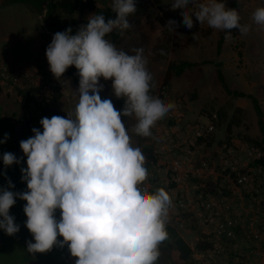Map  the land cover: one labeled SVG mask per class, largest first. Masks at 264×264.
Listing matches in <instances>:
<instances>
[{"label":"clouds","instance_id":"obj_1","mask_svg":"<svg viewBox=\"0 0 264 264\" xmlns=\"http://www.w3.org/2000/svg\"><path fill=\"white\" fill-rule=\"evenodd\" d=\"M191 2L171 3L172 10H183L182 22L189 29L194 13L201 25L224 31L225 39L231 38L232 29L241 34L250 30L238 11L222 0H205L195 12L186 10ZM111 9L115 18L91 15L75 35L70 27L53 34L46 48L49 69L61 80L75 66L80 77L78 102L67 118H41L43 131L33 127L34 135L19 142L27 157L21 180L28 191L8 190L14 187L10 179L8 187L0 189V229L9 236L20 230L10 208L16 198L27 202L24 224L35 242L26 241V250L33 256L67 245L77 258L75 264H156L160 245L169 238L172 198L163 187L152 192L145 185L146 158L133 146L131 134L151 136L157 121L175 104L151 94L154 77L143 47L130 54L106 39L115 30L123 34L132 27L128 17L137 11L136 0H112ZM253 21L264 26V7L254 11ZM174 25L177 21L170 19L166 26L173 31ZM101 77L111 79L113 94L125 99L122 109L117 110L111 99H101ZM122 117H135L131 134ZM8 137L5 133L0 143ZM2 159L6 167L21 161L12 152H4Z\"/></svg>","mask_w":264,"mask_h":264},{"label":"rangeland","instance_id":"obj_2","mask_svg":"<svg viewBox=\"0 0 264 264\" xmlns=\"http://www.w3.org/2000/svg\"><path fill=\"white\" fill-rule=\"evenodd\" d=\"M201 2L205 0H192L186 10L197 11ZM222 2L226 7H230L234 2L233 8L238 11L241 23L250 25V30L247 34H241L238 29H232L230 39L222 37L218 54L215 51L216 43L223 31L212 29L207 24L201 25L194 13H192L194 26L191 29L185 27L182 22L183 10H172V0H136L137 11L128 17L132 27L124 30L123 34L120 33L116 41H112L117 48L130 54L134 48H144L148 57L147 68L154 77V89L159 86V77L162 76L169 61H210L187 69L178 77H171L165 87L167 97L180 103L187 119L205 121L206 116L216 114L212 142L209 148L201 147L199 152L202 154L201 158L206 160L212 159L213 146L220 140L226 139L227 124L230 125L228 140L241 139L242 136L249 137L246 134L249 123H254L256 127L251 100L246 97L226 95L216 77V68L220 69L228 87L251 94L264 113V26L256 25L253 21L254 11L258 7H264V0H222ZM94 6L103 8L106 5L94 0ZM93 12L84 9L74 12L73 16L87 20ZM170 19L178 23V26H173V31H169L166 26ZM52 37L45 29L41 15L35 13L30 6L17 0H0V68L8 64L17 65L32 74L40 75L43 82H58L62 95L56 103L50 102L49 106L57 110L62 117L67 118V113H74L78 102L75 90L79 86L66 72L61 80H57L51 73L46 58V48L51 43ZM100 83L104 87L99 94L111 99L117 110L122 109L125 99L117 98L113 94L112 80L101 77ZM17 99L13 90L0 84V140H4L5 133L9 134L6 142L0 143V189L7 188L10 179L14 187L8 190L14 192L20 191L22 167L20 163L6 167L2 157L4 152L14 153V150L19 148L13 136L12 118L8 117L10 107L6 103L10 100L12 106L16 107L15 112H18L21 106L19 107ZM114 100H120L121 104H115ZM15 112L14 115L18 114ZM122 119L129 129L131 125L129 118L122 117ZM252 129L253 125L250 126V130ZM252 137L254 136L251 135L250 138ZM26 159L27 157L21 161L24 162ZM26 203L16 198V203L10 208V214L14 215L15 222L20 224L19 232L9 236L0 229V264H75L77 258L71 256L67 245L64 247L54 245L51 251L36 253L34 256L27 252L26 241H35L24 224L27 216L23 207ZM55 215L59 219V209L56 210ZM185 218L187 221L182 227L173 229L193 248L200 238H204L203 233L193 228L192 217L186 215ZM62 239L63 237L58 236V240ZM163 245L164 242L160 246ZM164 252H161L160 260L156 264H179L175 259L166 257Z\"/></svg>","mask_w":264,"mask_h":264},{"label":"built area","instance_id":"obj_3","mask_svg":"<svg viewBox=\"0 0 264 264\" xmlns=\"http://www.w3.org/2000/svg\"><path fill=\"white\" fill-rule=\"evenodd\" d=\"M111 5L112 0H98ZM0 84L15 92L19 111L13 136L20 141L40 128L42 115L34 102L47 103L48 89L38 75L17 65L0 68ZM153 96L175 104L157 121L140 147L149 170V191L163 187L172 198L167 226L182 227L185 216L201 231L207 246L193 250L195 264H264V159L259 146L242 139H222L211 150L212 159L195 161L201 147L209 148L216 114L205 121L187 119L178 101L167 97L164 86ZM21 98L26 102L21 104ZM21 109V110H20ZM50 118V117H48ZM131 128L135 117L129 118ZM146 149V150H145Z\"/></svg>","mask_w":264,"mask_h":264},{"label":"trees","instance_id":"obj_4","mask_svg":"<svg viewBox=\"0 0 264 264\" xmlns=\"http://www.w3.org/2000/svg\"><path fill=\"white\" fill-rule=\"evenodd\" d=\"M22 3L27 4L30 8L37 14L41 15L43 25L47 32H49L52 36L57 31H64L71 28L72 35H75L80 28L81 25H85L88 22L87 20H80L73 16L74 12H80L84 9L93 10V15L95 14H103L106 19L108 18H115V13L111 9V5H106L103 8H95L94 0H17ZM98 1V0H97ZM234 2L228 8L234 7ZM120 31L115 30L111 34L106 36V39L110 41H116L119 37ZM226 33L223 31L221 36L218 38L216 43V53L218 54L220 51V44L222 41V37L225 36ZM209 60H201V61H187V60H180L178 62L169 61L164 69L162 76L159 77V87L164 86L166 87L169 83L171 77H178L180 76L185 70L196 67L198 65L209 63ZM66 73L69 75L71 80L79 86V74L76 68L70 66ZM216 77L226 95L232 97H246L251 100L252 107L254 109V113L256 116V125L260 132V137L258 139L250 138L247 136H242L241 139L260 147L264 159V115L260 109V106L255 97H253L249 93H244L240 90L231 89L228 87L223 79L221 71L219 68H216ZM46 88L48 89V101L45 103H37L34 102L35 106L39 107L41 110L42 115H47L48 117H52L53 115L60 114L54 108L49 106L50 102L56 103L61 95V88L58 82H44ZM159 88L152 89L151 94H154L158 91ZM194 95V94H193ZM101 99H106L104 96L100 95ZM26 101L21 98L20 103L24 104ZM114 103L119 105L121 104L120 100H114ZM226 132V140L229 138L230 133V125L227 124L225 127ZM212 142V139L208 142ZM18 154L20 157L24 155L21 148H18ZM146 150V149H145ZM169 238L164 241V245L160 246V251H165V256L169 257V259H175L179 264H195L192 259V251L193 250H202L207 246V243L204 241L203 238H200L195 244L193 248L190 246L180 237V235L171 227L166 226ZM160 260V259H158Z\"/></svg>","mask_w":264,"mask_h":264},{"label":"crops","instance_id":"obj_5","mask_svg":"<svg viewBox=\"0 0 264 264\" xmlns=\"http://www.w3.org/2000/svg\"><path fill=\"white\" fill-rule=\"evenodd\" d=\"M39 77H40V75H38ZM232 89V88H231ZM243 92V91H242ZM245 93V92H244ZM2 100V99H1ZM3 101V100H2ZM7 104H8V106L10 107V109H9V118L11 119L12 118V121H13V119H14V117H15V115H14V113L13 112H15V110H16V107H13L12 106V104H11V102H10V100H9V102H6ZM259 104V103H258ZM14 105V104H13ZM260 106V105H259ZM238 107H240V106H238ZM241 108V107H240ZM242 109V108H241ZM260 109H261V107H260ZM13 110V111H12ZM21 110V109H20ZM243 110V109H242ZM12 111V112H11ZM261 111H262V109H261ZM15 113H17V112H15ZM263 113V112H262ZM263 115H264V113H263ZM60 116H62L61 114H60ZM252 122H253V120H252ZM255 123H256V116H255ZM251 125H253V129L252 130H250V126ZM131 134V133H130ZM246 134L249 136V137H251V135L252 136H254V137H252V138H254V139H258L259 137H260V132H259V130H258V128H257V125H256V127L254 126V123L252 124V123H249L248 124V127H247V132H246ZM132 135V134H131ZM132 142H133V146H135V147H141L144 143H145V138H139V137H135V136H133L132 135ZM200 152V151H199ZM198 151L196 152V154H195V161L196 160H200V159H203V158H201V153H199ZM14 153H15V155L17 156V157H20V155L18 154V150L17 149H15L14 150ZM25 157H26V155L24 154L22 157H20L22 160H25ZM27 160V159H26ZM25 166V168L27 167V164H26V161H21L20 162V167H24ZM21 175H22V173H20V191H28V189H27V184H26V181H22L21 180ZM12 178H14V176L12 177ZM22 201H25V200H22ZM193 228L194 229H197L198 230V228L197 227H195V226H193ZM180 235V234H179ZM185 241V240H184ZM191 248V247H190Z\"/></svg>","mask_w":264,"mask_h":264}]
</instances>
